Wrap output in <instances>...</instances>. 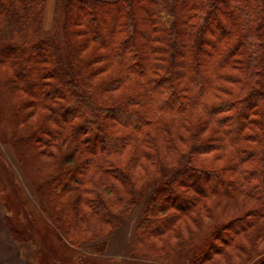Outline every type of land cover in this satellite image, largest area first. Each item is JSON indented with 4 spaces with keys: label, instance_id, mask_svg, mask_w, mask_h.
I'll list each match as a JSON object with an SVG mask.
<instances>
[{
    "label": "trees",
    "instance_id": "obj_1",
    "mask_svg": "<svg viewBox=\"0 0 264 264\" xmlns=\"http://www.w3.org/2000/svg\"><path fill=\"white\" fill-rule=\"evenodd\" d=\"M47 9L0 0V136L24 164L52 159L43 191L71 241L108 238L146 198L133 247L162 255L243 195L257 206L190 264H264V0H57L49 29Z\"/></svg>",
    "mask_w": 264,
    "mask_h": 264
},
{
    "label": "rangeland",
    "instance_id": "obj_2",
    "mask_svg": "<svg viewBox=\"0 0 264 264\" xmlns=\"http://www.w3.org/2000/svg\"><path fill=\"white\" fill-rule=\"evenodd\" d=\"M56 11L57 0H48L45 20L47 29L52 27ZM12 103L10 99L9 104ZM1 104L3 107L6 105L3 102ZM2 133L5 131L2 130ZM7 137L0 136V234L1 231L7 232V236L4 234L0 237V264H190V257L197 251L202 236L216 223L257 206L252 199L243 195L218 198L215 200L214 219L207 215L204 226L193 229L196 233L193 239L189 236L192 232H188L187 241L175 238V244L180 241V247L174 245L173 252L160 255L150 248L133 247V235L145 210V198L123 218L108 238H98L95 242L79 247L71 241L68 228L59 219L64 204L51 203L43 191L51 171L50 168L45 170V163L52 164V159L41 156L40 161L24 164L13 146L16 138L10 141ZM72 144L64 145L62 160L73 148ZM71 160L74 161L73 158ZM5 214L16 222V229L27 233L26 239L16 240L9 233L8 227L4 228ZM155 242L160 244V240ZM143 249L148 256L143 254Z\"/></svg>",
    "mask_w": 264,
    "mask_h": 264
},
{
    "label": "crops",
    "instance_id": "obj_3",
    "mask_svg": "<svg viewBox=\"0 0 264 264\" xmlns=\"http://www.w3.org/2000/svg\"><path fill=\"white\" fill-rule=\"evenodd\" d=\"M4 228H6L7 229V226L6 227H4ZM1 233L2 234H0V237H3L4 236V234L7 236V232L6 231H1ZM9 234V233H8Z\"/></svg>",
    "mask_w": 264,
    "mask_h": 264
}]
</instances>
